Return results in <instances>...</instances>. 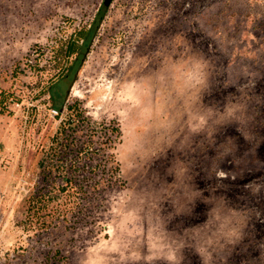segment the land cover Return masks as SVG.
<instances>
[{
    "label": "rangeland",
    "instance_id": "obj_1",
    "mask_svg": "<svg viewBox=\"0 0 264 264\" xmlns=\"http://www.w3.org/2000/svg\"><path fill=\"white\" fill-rule=\"evenodd\" d=\"M0 92V264H264V0H0Z\"/></svg>",
    "mask_w": 264,
    "mask_h": 264
},
{
    "label": "trees",
    "instance_id": "obj_2",
    "mask_svg": "<svg viewBox=\"0 0 264 264\" xmlns=\"http://www.w3.org/2000/svg\"><path fill=\"white\" fill-rule=\"evenodd\" d=\"M99 17L100 16H95L88 26L75 28L66 38L58 40L54 46L52 52V62L55 72L53 76L49 78V81L46 82L47 84L42 85L39 90L41 93L48 92V97L50 98L52 105H56L59 102L55 99L53 93L55 79L58 80L65 78L70 72L75 70L76 66L80 64L88 42L92 36L94 26L96 25ZM5 98V94L0 92V105L4 103ZM66 108L68 111L73 112L74 115H78L79 113L73 103L66 105ZM65 121L61 123L57 133H64V127L66 125L68 126V119ZM112 130L113 128L111 127V131ZM49 194V191L32 194L29 196V203H39L43 199L48 201Z\"/></svg>",
    "mask_w": 264,
    "mask_h": 264
},
{
    "label": "clouds",
    "instance_id": "obj_3",
    "mask_svg": "<svg viewBox=\"0 0 264 264\" xmlns=\"http://www.w3.org/2000/svg\"><path fill=\"white\" fill-rule=\"evenodd\" d=\"M192 76V83L197 87L204 83L208 76L206 61L198 54H193L187 61L180 62Z\"/></svg>",
    "mask_w": 264,
    "mask_h": 264
},
{
    "label": "built area",
    "instance_id": "obj_4",
    "mask_svg": "<svg viewBox=\"0 0 264 264\" xmlns=\"http://www.w3.org/2000/svg\"><path fill=\"white\" fill-rule=\"evenodd\" d=\"M49 112H50L51 115H56L58 113V111L53 109V108H50Z\"/></svg>",
    "mask_w": 264,
    "mask_h": 264
},
{
    "label": "water",
    "instance_id": "obj_5",
    "mask_svg": "<svg viewBox=\"0 0 264 264\" xmlns=\"http://www.w3.org/2000/svg\"><path fill=\"white\" fill-rule=\"evenodd\" d=\"M108 0H104V2H107Z\"/></svg>",
    "mask_w": 264,
    "mask_h": 264
}]
</instances>
